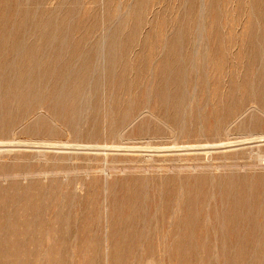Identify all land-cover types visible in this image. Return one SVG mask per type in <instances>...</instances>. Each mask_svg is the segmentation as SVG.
<instances>
[{"label": "rangeland", "instance_id": "obj_1", "mask_svg": "<svg viewBox=\"0 0 264 264\" xmlns=\"http://www.w3.org/2000/svg\"><path fill=\"white\" fill-rule=\"evenodd\" d=\"M262 137L264 0H0L3 264H223L228 243L264 264ZM187 211L215 228L154 222Z\"/></svg>", "mask_w": 264, "mask_h": 264}, {"label": "bare ground", "instance_id": "obj_2", "mask_svg": "<svg viewBox=\"0 0 264 264\" xmlns=\"http://www.w3.org/2000/svg\"><path fill=\"white\" fill-rule=\"evenodd\" d=\"M27 2V1H26ZM20 4H22V3H20ZM41 4V3H40ZM42 8V7H41ZM196 9V8H195ZM6 10V9H5ZM69 14V13H68ZM67 15V14H66ZM35 21V20H34ZM48 23V22H47ZM9 24V23H8ZM58 28V27H57ZM3 30V29H2ZM68 32V31H67ZM39 33V32H38ZM114 34V33H113ZM19 36V35H18ZM41 38V37H40ZM66 40V39H65ZM3 43V42H2ZM1 43V44H2ZM33 44V43H32ZM35 44V43H34ZM46 44V43H45ZM21 46H22V44H21ZM29 46V45H28ZM31 48V47H30ZM41 49V48H40ZM44 50H45V48H44ZM17 52V51H16ZM24 53V52H23ZM166 53V52H165ZM22 54V53H21ZM34 54V53H33ZM45 54V53H44ZM54 54V53H53ZM13 55V54H12ZM28 55V54H27ZM39 55V54H38ZM48 55V54H47ZM111 55H113V54H110V56ZM5 56V55H4ZM20 56V55H19ZM33 57H34V55H32ZM44 56H46V55H44ZM58 55H56V57H57ZM23 57H24V54H23ZM38 57V56H37ZM42 57H43V55H42ZM48 57V56H47ZM80 57V56H79ZM109 57V56H108ZM9 58H10V56H9ZM19 58V57H18ZM77 58V57H76ZM85 58H86V56H85ZM26 59V58H25ZM28 59V58H27ZM73 59V58H72ZM80 59V58H79ZM113 59V58H112ZM111 59V60H112ZM8 60V58H6V60L5 61H7ZM45 60V59H44ZM53 60V59H52ZM75 60V59H74ZM77 60V59H76ZM81 60H82V58H81ZM86 60V59H85ZM88 60V59H87ZM110 60V61H111ZM4 61V60H3ZM10 61V60H9ZM42 61H43V59H42ZM59 61V60H58ZM114 61V60H113ZM188 61V60H187ZM8 62V61H7ZM51 62V61H50ZM62 62V61H61ZM71 62V61H70ZM69 62V64H72V63H70ZM115 62V61H114ZM6 63V62H5ZM36 63H38V62H36ZM63 63V62H62ZM67 63H68V60H67ZM81 63V62H80ZM2 64H4V62L2 63ZM7 64V63H6ZM11 61H10V66H11ZM16 64V63H15ZM39 64H40V62H39ZM56 64V63H55ZM66 63H64V65H65ZM84 64H86V63H82L81 65H84ZM87 64H88V62H87ZM163 64V63H162ZM178 64V63H177ZM31 65H33V64H31ZM36 65V64H35ZM51 65V64H50ZM60 65V64H59ZM63 64H61V66H62ZM4 66H5V64H4ZM69 66V65H68ZM76 66H77V64H76ZM79 66V65H78ZM85 66V65H84ZM83 66V67H84ZM114 66H115V64H114ZM47 67V66H46ZM46 67H44V68H46ZM171 67V66H170ZM175 67V66H174ZM40 68V67H39ZM38 68V69H39ZM49 68V67H48ZM62 68V67H61ZM79 68V67H78ZM89 68V67H88ZM115 68V67H114ZM35 69V68H34ZM81 69V68H80ZM84 69V68H83ZM112 69V68H111ZM187 69V68H186ZM36 70V69H35ZM40 70V69H39ZM38 70V71H39ZM41 70H42V68H41ZM44 70H46V69H44ZM88 70V69H87ZM168 70V69H167ZM21 71V70H20ZM47 71V70H46ZM59 71V70H58ZM86 71V70H85ZM113 71V70H112ZM9 72V71H8ZM32 72V71H31ZM31 72H29V73H31ZM34 72V71H33ZM33 72H32V74H33ZM36 72V71H35ZM44 72V71H43ZM49 72V71H48ZM22 73V72H21ZM26 73V72H25ZM28 73V72H27ZM40 73V72H39ZM56 73H58V72H56ZM55 73V74H56ZM62 73V72H61ZM60 73V74H61ZM88 73V72H87ZM65 74V73H64ZM63 74V75H64ZM71 74V73H70ZM77 74H79L80 76H81V74H83V72H81V73H77ZM74 74H72V76H73ZM89 75V74H88ZM59 76V75H58ZM84 76H87V75H85L84 74ZM83 76V77H84ZM5 77V76H4ZM41 77V76H40ZM39 77V78H40ZM55 77V76H54ZM70 77V76H69ZM75 77H76V74H75ZM77 77H79V76H77ZM2 79H4V81H6L5 80V78H3V76L1 77ZM7 78V77H6ZM37 78V77H36ZM35 78V79H36ZM45 78V77H44ZM80 78V80L81 79H83V78H81V77H79ZM17 79V78H16ZM38 79V78H37ZM56 79H58V78H56ZM56 79H54V80H56ZM67 79V78H66ZM28 80V79H27ZM63 80V79H62ZM73 80V79H72ZM184 80V79H183ZM7 81H8V79H7ZM34 81H36V80H34ZM58 81V80H57ZM83 81V80H82ZM9 82H10V80H9ZM9 82H7V84L9 83ZM27 82V81H26ZM60 82H61V80H60ZM38 83H39V81H38ZM171 83V82H170ZM15 84H18V83H15ZM3 85V84H2ZM11 85H14L13 83H11L10 84V86ZM22 85V84H21ZM26 85H27V83H26ZM4 86H5V84H4ZM3 86V87H4ZM31 86V85H30ZM82 86V85H81ZM27 87V86H26ZM26 87L24 88V91H25V89H26ZM36 87V86H35ZM2 88V87H1ZM28 88H32V87H28ZM34 88V87H33ZM155 88V87H154ZM54 89V88H53ZM58 89V88H57ZM57 89H55V90H57ZM54 90V91H55ZM33 91H34V89H33ZM160 91V90H159ZM14 92V91H13ZM30 92V91H29ZM35 92V91H34ZM52 92V91H51ZM36 93V92H35ZM159 93V92H158ZM38 94V93H37ZM52 94V93H51ZM55 94H56V92H55ZM74 94V93H73ZM164 94V93H163ZM5 95H7V94H5ZM28 95V94H27ZM33 95V94H32ZM31 95V96H32ZM58 95V94H57ZM67 95V94H66ZM21 96V95H20ZM158 96V95H157ZM8 97V96H7ZM17 97V96H16ZM23 97H25V95L23 96ZM29 97H30V95H29ZM33 97V96H32ZM59 97V96H58ZM61 97V96H60ZM59 97V98H60ZM6 98V97H5ZM21 98V97H20ZM27 98V97H26ZM23 99H25V98H23ZM164 99L166 100V98H165V94H164ZM36 101V100H35ZM65 101V100H64ZM205 101V100H204ZM44 102V101H43ZM42 102V103H43ZM52 102V101H51ZM34 103V102H33ZM81 103V102H80ZM59 105V104H58ZM12 107V106H11ZM48 107V106H47ZM46 109V108H45ZM2 111V110H1ZM182 111V110H181ZM19 113V112H18ZM26 117V116H25ZM77 117V116H76ZM202 118V117H201ZM21 119V118H20ZM83 119V118H82ZM60 120V119H59ZM44 122V121H43ZM46 122V121H45ZM108 123V122H107ZM65 124V123H64ZM49 125V124H48ZM50 125H52V124H50ZM82 126V125H81ZM29 127V126H28ZM68 128V127H67ZM51 130V129H50ZM130 130V129H129ZM179 130V129H178ZM119 131V130H118ZM36 133V132H35ZM199 133V132H198ZM94 134V133H93ZM224 134V133H223ZM36 136V135H35ZM232 136V135H231ZM92 137V136H91ZM178 137V136H177ZM90 138V137H89ZM260 138V137H259ZM262 138H264V137H262ZM246 139V138H245ZM117 140V139H116ZM87 141V140H86ZM246 142V141H245ZM32 143V142H31ZM203 144V143H202ZM6 145V144H5ZM116 146V145H115ZM59 147V146H58ZM81 147V146H80ZM85 147V146H84ZM87 147V146H86ZM91 147V146H90ZM90 147H88V148H90ZM133 147V146H132ZM189 148H190V146H188ZM100 148V147H99ZM137 148V147H136ZM149 148V147H148ZM161 148V147H160ZM132 149V148H131ZM159 149V148H158ZM145 150H146V148H145ZM156 150V149H155ZM154 151V150H153ZM197 157V156H196ZM122 164V163H121ZM50 165V164H49ZM31 166V165H30ZM215 167V166H214ZM95 173V172H94ZM40 174V173H39ZM73 177V176H72ZM154 177V176H153ZM239 178V177H238ZM257 178H259V177H257ZM102 181V180H101ZM161 181V180H160ZM8 182V181H7ZM154 182V181H153ZM160 183V182H159ZM130 184V183H129ZM159 185V184H158ZM226 186V185H225ZM260 186V185H259ZM93 187V186H92ZM156 187V186H155ZM160 187V186H159ZM232 187V186H231ZM251 187V186H250ZM2 188V187H1ZM235 188V187H234ZM132 189H133V186H132ZM163 189V188H162ZM161 189V190H162ZM131 190V189H130ZM94 191V190H93ZM143 191V190H142ZM159 191H160V188H159ZM226 191V190H225ZM133 192H135V191H133ZM145 192V191H144ZM235 192V191H234ZM237 192V191H236ZM235 192V193H236ZM239 192V191H238ZM258 192H260V191H257V193ZM138 193V192H137ZM161 193V192H160ZM146 193H144V196L145 197H147L146 195H145ZM120 196H121V194H120ZM137 196H138V194H137ZM157 198V197H156ZM117 199H119V198H117ZM149 199V198H148ZM158 199H159V197H158ZM146 200V199H145ZM154 200V199H153ZM214 200V199H213ZM221 200V199H220ZM148 201H150V200H148ZM156 201V200H155ZM211 201H212V199H211ZM230 201V200H229ZM239 201H241V200H239ZM11 202V201H10ZM144 202V201H143ZM161 202V201H160ZM237 202V201H236ZM242 202V201H241ZM132 203V202H131ZM150 203V202H149ZM217 203V202H216ZM227 203V202H226ZM225 203V204H226ZM239 203V202H238ZM238 203H234V205L235 206H233V207H227L223 212V214L221 215V219L222 220H225L226 221V225L225 226H227V230H226V233H234L235 231H238V229L239 228H241V226L243 225L244 227H245V224L244 223H246V220H243V215H242V213L241 212H239V209L237 208V205H238ZM258 203H260V202H258ZM4 204V203H3ZM157 204V203H156ZM222 204V203H221ZM147 205H148V202H147ZM147 205H146V207H147ZM151 205V203L149 204V206ZM175 205V204H174ZM219 205H220V203H219ZM252 205V204H251ZM59 206V205H58ZM149 206L147 207L148 209H149ZM154 206V204L152 205V207ZM221 206H223V204L221 205ZM244 206H245V204H244ZM161 207V206H160ZM159 206H158V208H160ZM241 207V206H240ZM243 207V206H242ZM47 208H49V207H47ZM55 208V207H54ZM57 208V207H56ZM222 208V207H221ZM246 208V207H245ZM259 208V207H258ZM119 209V208H118ZM124 209V208H123ZM156 209V208H155ZM177 209V208H176ZM247 209V208H246ZM154 210V208H152V211ZM158 210H160V209H158ZM158 210H156V211H158ZM179 210V209H178ZM218 210V209H217ZM255 210H256V208H255ZM45 211V210H44ZM141 211V210H140ZM150 211V210H149ZM155 211V212H156ZM215 211V210H214ZM213 211V212H214ZM248 211V210H247ZM35 212V211H34ZM41 212V211H40ZM61 212V211H60ZM143 212H144V209H143ZM172 212V211H171ZM244 212V211H243ZM43 213V212H42ZM49 213V212H48ZM148 213V212H147ZM154 213V212H153ZM174 214H175V212H173ZM172 213V214H173ZM255 213V212H254ZM139 214V213H138ZM137 214V215H138ZM142 214V213H141ZM145 214H146V211H145ZM155 214H157V212L155 213ZM200 214V213H199ZM211 214H212V212H211ZM34 215V214H33ZM42 215V214H41ZM107 215V214H106ZM118 215V214H117ZM134 215V214H133ZM150 215V214H149ZM154 215V214H153ZM161 215V214H160ZM159 215V216H160ZM210 213H209V211H202L201 212V218H203L204 220H202L201 219V221L200 222H197V221H190V219L192 218V212H190V211H187V212H184L183 214H181V215H179V214H175V217H174V215H173V219L171 218V216L169 217V218H171V219H168V218H166V217H164L163 215L161 216V217H159L158 215H157V217L159 218V219H157V220H154V222H156L158 225H160L162 228H165L166 229V234L168 233L167 232V228H171V226L173 227V229H180V230H184V229H186V228H188V227H190L191 225H194V227L197 229H205V228H213L214 226H212V225H206V222H205V219L208 217V218H210ZM218 215V214H217ZM220 215V214H219ZM44 216V215H43ZM60 216V215H59ZM142 216H144V215H142ZM146 216H148V215H146ZM11 217V216H10ZM26 217V216H25ZM30 217V216H29ZM35 217V216H34ZM39 217V216H38ZM104 217V216H103ZM138 217V216H137ZM153 217V216H152ZM155 217H156V215H155ZM156 217V218H157ZM16 218V217H15ZM133 218V217H132ZM147 218V217H146ZM150 218V217H149ZM148 218V219H149ZM213 218H214V216H213ZM252 218V217H251ZM251 218H250V220H251ZM13 220H14V218H12ZM22 219V218H21ZM30 219V218H29ZM34 219H36L37 220V218H34ZM40 219V218H39ZM58 219V218H57ZM123 219V218H122ZM125 219V218H124ZM127 219V218H126ZM140 219H142V218H140ZM151 219V218H150ZM183 219V220H182ZM211 219V218H210ZM210 219H208V221L210 220ZM245 219V218H244ZM24 220V219H23ZM31 220V219H30ZM52 220V219H51ZM139 220V219H138ZM153 220V219H152ZM152 220H150V221H152ZM213 220V219H212ZM219 220H220V218H219ZM14 221H17V220H14ZM53 221V220H52ZM124 221V220H123ZM123 221H122V223H123ZM143 221V220H142ZM145 221H146V219H145ZM144 221V222H145ZM148 221V220H147ZM221 221V220H220ZM219 221V222H220ZM253 221H255V220H253ZM257 221V220H256ZM258 221H259V219H258ZM20 222V221H19ZM25 222V221H24ZM40 222V221H39ZM124 222H126V221H124ZM205 222V223H204ZM210 222V221H209ZM215 222V221H214ZM26 223H28V221L26 222ZM25 223V224H26ZM54 223V222H53ZM59 223V222H58ZM57 223V224H58ZM153 223V222H152ZM152 223H151V225H150V227H153L152 226ZM212 223V222H211ZM222 223V222H221ZM16 224H17V222H16ZM21 224V223H20ZM31 224V223H30ZM34 224V223H33ZM109 224H111V223H109ZM128 224V223H127ZM145 224V223H144ZM215 224V223H214ZM220 224V223H219ZM252 224V223H251ZM27 225V224H26ZM112 226H113V224H111ZM110 225V226H111ZM157 225V226H158ZM217 225H218V223H217ZM222 225V224H221ZM249 225V224H248ZM16 226V225H15ZM27 226H29V225H27ZM31 226V225H30ZM29 226V227H30ZM57 226V225H56ZM139 226V225H138ZM156 226V227H157ZM250 226V225H249ZM260 226H262V225H260ZM9 227H12L11 225L9 226ZM32 227V226H31ZM42 227V226H41ZM120 227V226H119ZM155 227V226H154ZM153 227V229L155 230V228ZM160 227V228H161ZM254 227V226H253ZM33 228V227H32ZM40 228V227H39ZM58 228V227H57ZM109 228V227H108ZM111 228H114V227H110V229ZM215 228V227H214ZM12 229V228H11ZM82 229V228H81ZM117 229V228H116ZM141 229V228H140ZM157 229V228H156ZM14 230V229H13ZM32 230H34V229H32ZM112 230L113 229H111L110 231H111V233H112ZM152 230V229H151ZM179 230V231H180ZM206 230H208V229H206ZM212 230V229H211ZM214 230H216V229H214ZM218 230H219V227H218ZM217 230V231H218ZM251 230V229H250ZM10 231V230H9ZM121 231V230H120ZM153 231V230H152ZM178 231V230H177ZM197 231V230H196ZM200 231V230H199ZM210 231V230H209ZM225 231V230H224ZM257 231V230H256ZM11 232H12V230H11ZM32 232V231H31ZM115 232V231H114ZM155 232V231H154ZM174 232V231H173ZM183 232V231H182ZM188 232V231H187ZM33 233V232H32ZM137 233V232H136ZM153 233V232H152ZM185 233V232H184ZM190 233V232H189ZM201 233H203V232H200V235H201ZM212 233V232H211ZM217 233V232H216ZM215 233V234H216ZM219 233V232H218ZM225 233V232H224ZM222 234V235H225V234ZM254 233V232H253ZM9 234H12V233H9ZM8 234V235H9ZM54 234H56V233H54ZM58 234V233H57ZM68 234V233H67ZM174 234H175V232H174ZM183 234V233H182ZM195 234V233H194ZM214 234V233H213ZM214 234V235H215ZM220 234V233H219ZM241 234V233H240ZM257 234V233H256ZM7 235V236H8ZM33 235H35V233L33 234ZM44 235V234H43ZM53 235V234H52ZM60 235V234H59ZM169 235V234H168ZM177 235V234H176ZM179 235V234H178ZM206 235V234H205ZM207 235L209 236V234H208V232H207ZM250 235V234H249ZM12 236H15L14 234L12 235ZM11 236V237H12ZM57 236V235H56ZM67 236V235H66ZM154 236V235H153ZM169 236H171V235H169ZM184 236V235H183ZM193 236V235H192ZM198 236V235H197ZM207 236V237H208ZM10 237V238H11ZM48 237V236H47ZM54 237V236H53ZM111 237V236H110ZM160 237V236H159ZM186 237V236H185ZM188 237V236H187ZM199 237V236H198ZM202 238H203V236H201ZM206 237V238H207ZM2 238V237H1ZM6 238H8V237H6ZM6 238H4V239H6ZM14 238H17V237H14ZM20 238V237H19ZM26 238V237H25ZM35 238V237H34ZM49 238V237H48ZM68 238V237H67ZM105 238V237H104ZM103 238V239H104ZM161 238V237H160ZM167 238V237H166ZM173 238H174V236H173ZM176 238V237H175ZM181 238V237H180ZM200 238V237H199ZM205 238V239H206ZM214 238V237H213ZM221 238V237H220ZM220 238H219V241H220ZM111 239V238H110ZM151 239H153V237L151 238ZM167 239H169V238H167ZM184 239V238H183ZM198 239V238H197ZM201 239V238H200ZM214 239H216V238H214ZM238 239V238H237ZM7 240V239H6ZM12 240H13V238H12ZM15 241H17V239H14ZM13 240V241H14ZM23 240H24V238H23ZM26 240V239H25ZM43 240V239H42ZM56 240V239H55ZM74 240V239H73ZM172 240V239H171ZM171 240H170V242H171ZM176 240V239H175ZM174 240V241H175ZM179 240V239H178ZM181 240H182V238H181ZM211 240V239H210ZM236 240V239H235ZM5 241V240H4ZM12 241V242H13ZM37 241V240H36ZM35 241V242H36ZM63 241V240H62ZM71 241V240H70ZM75 241V240H74ZM104 241V240H103ZM113 241V240H112ZM121 241V240H120ZM123 241V240H122ZM158 241V240H157ZM161 241V240H160ZM191 241V240H190ZM193 241V240H192ZM195 241V240H194ZM247 241V240H246ZM253 241V240H252ZM3 242V241H2ZM6 242V241H5ZM42 242V241H41ZM57 242V241H56ZM105 242V241H104ZM107 242H108V240H107ZM178 242H180V240L178 241ZM210 242V241H209ZM209 242H207V243H209ZM7 243H10V244H12L10 241H8L7 240ZM7 243H6V245H7ZM17 243V242H16ZM19 243H21V242H19ZM19 243L16 245V246H18L19 245ZM22 243H24L25 244V242L23 241ZM52 243H53V239H52ZM64 243V242H63ZM86 243V242H85ZM110 243H112V242H110ZM110 243H109V245H110ZM115 243V242H114ZM126 243V242H125ZM177 243V242H176ZM176 243H174V244H176ZM187 243V242H186ZM211 243V242H210ZM213 243H215V241H213ZM221 242H219V244H220ZM237 243V242H236ZM2 244V243H1ZM37 244V243H36ZM51 244V243H50ZM124 244V243H123ZM159 244H160V242H159ZM171 244V246H172V242L170 243ZM196 244L197 245H201V244H203V242L201 241H199V240H196ZM206 244V243H205ZM222 245L221 246H223V242L221 243ZM227 244V243H226ZM30 245V244H29ZM49 245V244H48ZM69 245V244H68ZM71 245V244H70ZM81 245V244H80ZM108 245V246H109ZM150 245H152V244H150ZM168 245V244H167ZM215 245V244H214ZM10 245H8V247H9ZM111 246V245H110ZM179 246V245H178ZM206 246H208V245H206ZM210 246V245H209ZM208 246V247H209ZM212 246V245H211ZM211 246H210V249H211ZM217 246V245H216ZM225 246V245H224ZM246 246V245H245ZM245 246H242V245H234V246H231L230 245V243H228L227 245H226V247L228 248V250H227V252H225V251H223V253L221 254V255H223V259H225V262L223 263V264H255V261L256 260H254L255 259V256H254V252H251L248 248H246ZM248 246V245H247ZM252 245H250V247H251ZM7 247V246H6ZM29 247V246H28ZM33 247V246H32ZM67 247V246H66ZM73 247V246H72ZM167 247V246H166ZM182 247V246H181ZM201 247H204V245L203 246H201ZM213 247V246H212ZM218 247V246H217ZM14 248H15V246H14ZM109 248V247H108ZM151 248V247H150ZM168 248V247H167ZM171 248V247H170ZM175 247H173L172 249L173 250H175L174 249ZM176 248H177V246H176ZM216 248V247H215ZM255 248V247H254ZM7 249V248H6ZM9 249H10V247H9ZM51 249V248H50ZM65 249V248H64ZM64 249H63V251H64ZM209 249V250H210ZM218 249V248H217ZM219 249H220V247H219ZM222 249V248H221ZM251 249V248H250ZM260 249H262V248H260ZM259 249V250H260ZM1 250V249H0ZM8 250V249H7ZM22 250V249H21ZM21 250H20V252H21ZM43 250V249H42ZM47 250V249H46ZM88 250V249H87ZM98 250V249H97ZM110 250V249H109ZM126 250V249H125ZM167 250H169L170 251V249H167ZM177 250V249H176ZM13 251H15V249L13 250ZM52 251H54V250H52ZM67 251V250H66ZM80 251V250H79ZM113 251V250H112ZM112 251H110L109 253L110 254H112ZM124 251V250H123ZM149 251H150V249H149ZM168 251V252H169ZM179 251V250H178ZM177 251V252H178ZM193 251V250H192ZM205 251V253H206V251L207 250H204ZM212 252H213V250H211ZM215 251V250H214ZM262 251H264V250H262ZM1 252V251H0ZM3 252V251H2ZM6 252V251H5ZM11 252V251H10ZM48 252V251H47ZM51 252V251H50ZM59 252H60V249H59ZM61 252H62V250H61ZM82 252V251H81ZM91 252H93V251H91ZM137 252V251H136ZM158 252V251H157ZM156 252V253H157ZM171 252V251H170ZM175 252V251H174ZM183 252V251H182ZM190 252H191V250H190ZM201 252V251H200ZM199 252V254H201ZM255 252H258V250L257 251H255ZM4 253V252H3ZM2 253V254H3ZM14 253V252H13ZM22 253H23V250H22ZM32 253V252H31ZM35 253V252H34ZM55 253V252H54ZM58 253V252H57ZM94 253V252H93ZM125 253V252H124ZM160 253V252H159ZM166 253H167V251H166ZM205 253H203V254H205ZM209 253V252H208ZM2 254H1V256H2ZM10 254V253H9ZM12 254V253H11ZM15 254V253H14ZM49 254V253H48ZM65 254V253H64ZM127 254V253H126ZM131 254V253H130ZM172 254V253H171ZM182 254V253H181ZM192 254V253H191ZM210 255H211V253H209ZM215 254V253H214ZM16 255V254H15ZM15 255H11L10 257L12 258V257H14ZM23 255H24V253H23ZM38 255V254H37ZM42 255V254H41ZM55 255V254H54ZM123 255V254H122ZM125 255V254H124ZM123 255V258L124 257H127L126 255L124 256ZM135 255H136V253H135ZM156 255V254H155ZM167 255V254H166ZM179 255V254H178ZM178 255H176V256H178ZM217 255V254H216ZM256 255V254H255ZM4 256V255H3ZM8 255H6V259L8 258L7 257ZM25 256V255H24ZM33 256V255H32ZM42 256H44V255H42ZM50 256V255H49ZM120 256H121V254H120ZM148 256V255H147ZM162 256V255H161ZM168 256V255H167ZM197 256H199V255H197ZM203 256V255H202ZM214 256V255H213ZM259 256V255H258ZM5 257V256H4ZM109 257H110V255H109ZM113 257V256H112ZM132 257V256H131ZM137 257V256H136ZM174 257V256H173ZM208 257V256H207ZM2 258V257H1ZM0 258V259H1ZM15 258H16V256H15ZM20 258V257H19ZM43 258V257H42ZM42 258H40V260L42 259ZM51 258V257H50ZM55 258V257H54ZM54 258H51V259H53L54 260ZM114 258V257H113ZM123 258H122V260H123ZM142 258V257H141ZM149 258V257H148ZM152 258V257H151ZM169 258V257H168ZM179 258H182L181 256H179ZM202 258V257H201ZM200 258V259H201ZM206 258V256L204 257V259ZM209 258H211V259H209V260H212V257L211 256H209ZM216 258H217V256H216ZM10 259V258H9ZM45 259H47L46 257H45ZM112 259V258H111ZM198 260L197 261V263H195V264H201V263H204L203 262V260ZM258 259V258H257ZM260 259H261V256H260ZM5 260V259H4ZM13 260V259H12ZM43 260V259H42ZM49 260V259H48ZM52 260V261H53ZM77 260V259H76ZM126 260V259H125ZM171 260H173V259H171ZM218 260V258L215 260V262ZM262 260H264V259H262ZM3 261V260H2ZM2 261H0L1 263H2ZM8 261V260H7ZM6 261V262H7ZM47 261V260H46ZM111 261V260H110ZM130 261V259H128V262ZM132 261V260H131ZM151 261V260H150ZM149 261V262H150ZM165 261V260H164ZM167 261V260H166ZM176 261H180V259L179 260H176ZM10 262H12L11 261V259H10ZM31 262V261H30ZM51 262V261H50ZM67 262V261H66ZM112 262H113V260H112ZM111 262V264H113ZM125 262V261H124ZM133 262V261H132ZM131 262V263H132ZM148 261H147V263L148 264H150ZM152 262V261H151ZM162 262H163V260H162ZM175 262V261H174ZM210 262H212V261H210ZM228 262V263H227ZM3 263H4V261H3ZM2 263V264H3ZM13 263V262H12ZM20 263V262H19ZM121 263V262H120ZM119 263V264H120ZM127 263V262H126ZM130 263V262H129ZM128 263V264H129ZM171 263V262H170ZM176 263V262H175ZM194 263V262H193ZM217 263H219V262H217ZM222 263V262H221ZM8 264V263H7ZM39 264V263H38ZM49 264V263H48ZM143 264V263H142ZM164 264V263H163ZM179 264V263H178ZM182 264V263H181ZM206 264V263H205Z\"/></svg>", "mask_w": 264, "mask_h": 264}]
</instances>
